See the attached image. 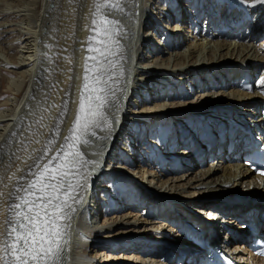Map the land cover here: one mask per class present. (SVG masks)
Wrapping results in <instances>:
<instances>
[{
  "label": "bare ground",
  "instance_id": "obj_1",
  "mask_svg": "<svg viewBox=\"0 0 264 264\" xmlns=\"http://www.w3.org/2000/svg\"><path fill=\"white\" fill-rule=\"evenodd\" d=\"M7 1L3 0V3L15 9L3 11V14L7 18L18 19L15 23L0 22V62L5 68L0 69L14 76L8 82L7 93H0V96L4 97L0 103V231L4 230L5 221L12 215L9 204L15 196L14 189L20 177L28 173L30 168L35 171V163L42 164L56 155L55 149L63 144L64 137L69 135V129L79 108L85 59L92 56L111 61L115 67L108 68L105 64L106 71L102 74L108 81L105 86L107 91L104 93L106 102L101 109L104 119L92 128L95 135L77 140L72 145L73 151L81 153L80 159L90 163H85L82 167L77 165L82 175L72 177L74 183L82 184L83 191L79 192V202L68 201L73 209L65 210L70 219L60 220L66 227L63 241L57 238L60 243L57 249V264H166V259L161 262L162 253L176 252L185 245L176 244L177 240L169 243L172 228L165 225L163 217L166 216L161 215L166 213L168 206L163 204V200L157 199L159 194L173 200L174 208L181 207L187 212L185 203L216 198L221 199L222 203L224 201L227 205L225 208L233 211L234 216L251 210L260 216L259 210L264 207V195L257 191L260 184L258 177L248 174L246 168L232 158V154L228 157L230 162L219 159L206 164L204 157V167L195 163L197 167L194 172L191 167L187 171L178 172V169L169 170L167 167L168 160H171L167 157L170 155L168 150L159 153L150 146L141 153L142 157L134 160L129 169L132 173L139 172L140 178L132 173L133 177L128 176L129 179H134V184L143 191L141 201H145L147 207L141 209L140 205L134 202L118 205L117 197L115 202H118L111 204L109 211L100 213L102 222L92 224V228L84 227L81 233L74 231V225L72 227L75 219L83 213L80 210L87 204L86 200L90 194L88 189L94 185L95 173L91 168L96 165L97 157L100 159L98 162L101 161V143L107 139L111 142L117 140L118 134L113 125L117 126L119 122H123V126H126L131 121H141V124L148 125L147 128L153 125L151 130L156 129L155 132L152 131L153 135L152 132L149 133L150 136L147 135L145 128L144 136L148 137L146 142H156L155 134L162 130V119L167 118V123H170L173 115L185 114L187 109L196 121L204 118L206 124L215 122L226 125L225 117L228 112L232 114L234 110L240 109V112L248 117L251 114L250 107H260L264 102V0H227L228 3L223 2L225 5L219 12L224 11L226 18L232 16L230 13H234L231 19L226 23L222 22L223 24L219 21L215 23L216 19L211 15V11L207 25L203 27L205 30L202 31L201 21L195 20V16L199 17L204 13L203 10L208 5H203L200 9L190 0V32L192 38L202 36L197 38L201 40L200 43L191 45V42H187L190 35L185 34V31L189 30V26L180 31L172 28L173 41L176 43L169 48L162 43L161 47L156 48L158 52L155 56L146 57L133 64L132 70L136 72L134 77L130 75L128 63L133 59L130 53L132 45L137 46V50L143 46L144 39L140 34V27L136 26L139 21L146 20L142 11L143 0H99L101 11H97V0H23L22 3L12 2L14 8L10 5L11 2ZM229 1L233 4L228 6ZM239 1L243 2L244 9ZM220 2L213 1L214 4L210 3L208 8L214 10ZM116 4L119 7H116ZM105 18L116 23L111 26L102 23ZM94 19L97 21L95 25L92 24ZM245 25L247 31L242 32V35L239 30ZM109 27L110 35H104L103 29ZM234 27L237 32L232 30ZM12 32H15V38H10L13 36ZM194 33L197 35L193 36ZM37 35L40 40H37ZM226 35L231 36L230 40ZM90 37L95 39L89 42ZM258 37L262 38L260 43ZM103 41L107 42L111 55L101 56L98 51L89 50L90 47L103 48ZM3 44L5 46L2 47ZM198 53L206 54L209 60L199 61L196 58ZM232 54L234 56L230 60ZM139 55L140 51L137 52V56ZM88 63L92 67V73H95L94 62L89 59ZM246 71L254 77L257 71L260 78L255 86L252 84L250 90L242 91L238 88L239 81L236 83V76ZM194 72L197 75L192 77ZM161 76L167 80L163 82ZM109 77L111 79H108ZM197 79L198 82L195 83ZM173 84L174 88L171 87ZM211 84L218 90H211ZM191 85H194L193 91L189 90L188 86ZM167 88L171 89L168 98L154 94ZM198 88L202 89L198 91ZM203 92L204 94H201ZM194 95L197 96L196 100L188 99ZM252 122L256 123V128L264 130V118L257 117ZM207 136L214 147L223 142L222 136L216 137L215 133H208ZM46 149H51L48 156L43 161H37V157ZM201 153L203 157L202 150ZM110 161L112 158L108 156V162ZM113 162L122 163V159H114ZM190 163L194 164V161L190 160ZM251 180H254V185L250 184ZM236 185L239 187H235ZM107 186L105 183L98 185L101 188ZM123 190L121 195L125 192ZM195 197L200 199L188 200ZM61 199H67V196L62 195ZM159 206H163L160 208L162 212L152 210L159 209ZM123 209L126 211L119 214ZM146 209L148 213L142 215ZM106 213L111 214L107 216ZM178 213H181L180 210ZM151 215L153 216L150 217ZM154 218L158 220L155 221ZM234 222L228 220L229 224ZM149 224L158 231H165L167 242L150 247L151 252L146 256L142 255L145 245L139 248H123L124 251L132 250L133 254L131 251L126 253L122 250L115 254L109 252L115 251L117 244L122 245L124 241L132 240H122L123 235L137 233L139 228ZM100 236L108 237L110 243L114 244L109 246L103 242L87 243L90 238L97 239ZM151 238L158 239V236L152 235ZM94 250L97 251L95 254L90 253ZM100 254L103 258L96 262V256Z\"/></svg>",
  "mask_w": 264,
  "mask_h": 264
},
{
  "label": "snow or ice",
  "instance_id": "obj_2",
  "mask_svg": "<svg viewBox=\"0 0 264 264\" xmlns=\"http://www.w3.org/2000/svg\"><path fill=\"white\" fill-rule=\"evenodd\" d=\"M115 6L119 7L118 4ZM97 11H101L99 0ZM102 23L111 26L116 22L105 18ZM92 24H97V21L94 19ZM103 33L110 35V27L104 28ZM92 39L95 37H90L89 42ZM102 43L103 48L90 47L89 50L98 51L101 56L111 55L107 42ZM89 59L96 65L95 73H92ZM105 64L108 68L115 67L111 61L97 56L85 59L79 108L69 129V135L64 137V143L55 149L56 155L42 164L35 163V171L30 168L28 173L20 177L14 189L15 196L9 204L12 215L5 221L4 230L0 231V264H57V249L60 247L57 238L63 241L66 227L60 220L70 219L65 211L73 210L68 201L79 202V192L83 191L82 184L74 183L72 177L82 175L77 165L82 167L83 164L90 163L82 161L81 153L73 151L72 145L77 140L95 135L92 128L104 119L101 109L106 102L104 93L108 83L102 75L106 71ZM49 151L51 149H46L37 157V161H43ZM62 195H66L67 199H61Z\"/></svg>",
  "mask_w": 264,
  "mask_h": 264
},
{
  "label": "rangeland",
  "instance_id": "obj_3",
  "mask_svg": "<svg viewBox=\"0 0 264 264\" xmlns=\"http://www.w3.org/2000/svg\"><path fill=\"white\" fill-rule=\"evenodd\" d=\"M22 1H23V0H21V1H20V0H8L7 3H8V2H11L10 5L14 8L15 6H13V5L16 4V2L22 3ZM25 1H26V0H25ZM12 2H13L14 4H13ZM235 2H236V1H235ZM235 2H234V3H235ZM1 4H2V6H1ZM8 6H9V5H6L5 3H3V0L0 1V9H1V10H0V22H3V21H9L10 23H11V22H12V23H13V22L15 23L16 20L18 19V17H10V18H7V17H5V15L3 14V11L5 12L6 10H9V11H10V10H14V9H15V8H14V9H11V8H9ZM1 11H2V13H1ZM187 11H188V10H187ZM214 11H216V10H214ZM205 12H208L207 8L205 9ZM23 13H24V12H23ZM25 13H26V12H25ZM217 13H219V12H216V16H213V18H215V19L217 18V19H216L217 21L214 19V20H215L214 22H215V23H218V21H220V24H223L222 22L226 23V22H227L229 19H231V17L234 15V13H230L232 16H231V17L229 16V18H225V16L223 15V13L220 12L221 14L218 15V16H217ZM240 13H241V15H242V11H240ZM244 13H246V11H245ZM204 14H205V13H204ZM230 14H229V15H230ZM246 14H247V13H246ZM188 17H189V20H188V22H189V21L192 20V17H191L190 15H188ZM29 18H30V16H29ZM218 19H219V20H218ZM195 20H196V19H195ZM14 26H15V25H14ZM14 26H13V27H14ZM245 26H246V25H245ZM16 27H18V25H16ZM203 27H204V24H203L202 28H201V26H200L201 31H202V30H205V29H203ZM189 29H190V28H189ZM232 30L235 31V32H237L235 27H234ZM199 31H200V30H199ZM239 31H240L241 33L244 32V31H243V28H242V30H239ZM13 34H15V32H12V35H13ZM185 34H190V33H189L188 31H185ZM195 34H196V33H194L193 36H195ZM243 34H244V33H242V35H243ZM191 35H192V33H191ZM196 35H197V34H196ZM200 37H202V36L199 35V36H196V37H194V38H192V36H189L187 42H188V43L191 42V45H193L194 43L197 45V44L200 43V41H201V40H197V38L200 39ZM230 37H231V36H230ZM230 37H229V35H226V38H227L228 40H230ZM10 38H15V36L13 35V36H11ZM258 38H259V37H258ZM231 40L234 41V39H231ZM203 41H204V40H203ZM261 41H262V38L260 37V38L258 39V42L260 43ZM3 46H5V45L3 44L2 47H3ZM185 46H186V44L183 46L184 49H185ZM197 52H198V51H197ZM202 55H203V56H202ZM233 56H234V55L232 54L230 60L233 58ZM196 58H197L199 61H200V60H203V61H208V60H209V57H208L206 54H201V53H200V54L198 53V55H197ZM199 61H198V62H199ZM1 64H2V62H0V67L3 69L4 67H2ZM4 69H5V68H4ZM0 72H1V73H0V78H1V79H0V93L3 91L2 94L4 95V94L7 93L6 90H7L8 85H9L8 82H9L10 79H11L12 77H14V76H13V74H11L10 72H8V71L6 72L5 70L2 71V70L0 69ZM9 73H10V74H9ZM255 74H256V77L253 76V78H252L253 86L256 85V83L259 81V78H260V77L257 76V75H258L257 71L255 72ZM9 75H10V76H9ZM11 75H12V76H11ZM213 86L215 87L214 84H211V90H213V91L218 90L217 88L213 89V88H214ZM201 94H204V92L201 93ZM201 94H200V95H201ZM195 95H197V94H195ZM195 95H194V96H190V98H188V99H189V100H190V99H192V100H196L197 96H195ZM191 97H192V98H191ZM3 100H4V97H1V96H0V103H2ZM173 100H176V99H173ZM204 117H207V116L204 115ZM216 117H217V116H216ZM206 119H209V117H207ZM165 121H167V118H163V119H162V122H165ZM151 129H153V125H152V126L149 125L148 133H150V132H152V131L155 132V130H156V129H155V130H151ZM153 132H152V133H153ZM152 135H153V134H152ZM149 136H150V135H149ZM146 137H147V136H146ZM147 138H148V137H147ZM97 148H98V147H97ZM98 160H100V159L97 157V162H98ZM206 164H207V163H206ZM204 165H205V164H204ZM203 167H204V166H203ZM190 169L193 170V172H194V170H195V169H192V167H191ZM130 171H131V170H130ZM178 172H181V171H178ZM131 173H132V171H131ZM132 174H133V175H136L137 177L139 176V178H140V174H139V172L134 171ZM174 177H175V176H174ZM128 178H130V177H128ZM155 179H156V177H155ZM235 187H239V185H236ZM230 188H231V187H230ZM242 188H244V187H242ZM238 189H239V188H238ZM240 189H241V188H240ZM236 192H237V191H236ZM175 194H176V193H175ZM124 211H126V210L123 209L122 211H119V214H120V213H123ZM106 214H107V216H108V215H110L111 213H106ZM119 214H117V215H119ZM101 221H102V219H101ZM151 224H152V223H151ZM169 237H170V236H169ZM171 238H172V236H171ZM96 250H97V248H96ZM96 250H94V252H93V251H90V253L95 254V251H96ZM100 250H101V249H100ZM121 250H122V249L117 248L115 251H113V250H109V252L115 254L117 251H121ZM122 251H124V250H122ZM130 251L132 252V254L134 253L132 250H129V251L127 250V251H124V252L127 253V252H130ZM96 252H97V251H96ZM98 252H99V251H98ZM118 255H119V254H118ZM99 256H100V257H99ZM102 258H103V257H102V254H100V255H98V257L96 256L95 261L97 260L96 262H100V260H101ZM131 258H132V257H131ZM131 258L128 259L129 262H131V260H130ZM162 261H163V260H161V262H162ZM97 264H98V263H97ZM101 264H102V263H101ZM166 264H168V263H166Z\"/></svg>",
  "mask_w": 264,
  "mask_h": 264
},
{
  "label": "water",
  "instance_id": "obj_4",
  "mask_svg": "<svg viewBox=\"0 0 264 264\" xmlns=\"http://www.w3.org/2000/svg\"><path fill=\"white\" fill-rule=\"evenodd\" d=\"M37 40H40V36L39 35H37Z\"/></svg>",
  "mask_w": 264,
  "mask_h": 264
}]
</instances>
